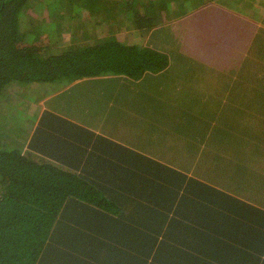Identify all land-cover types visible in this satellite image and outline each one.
Listing matches in <instances>:
<instances>
[{"label": "trees", "instance_id": "1", "mask_svg": "<svg viewBox=\"0 0 264 264\" xmlns=\"http://www.w3.org/2000/svg\"><path fill=\"white\" fill-rule=\"evenodd\" d=\"M173 1L179 16L207 9L204 0H120L117 27L53 50L67 12L97 13L104 0L38 2L62 6L42 29L24 27L36 0H0V108L13 84L165 71L171 57L152 34ZM4 134L0 127V264H264V208L52 106L18 141Z\"/></svg>", "mask_w": 264, "mask_h": 264}, {"label": "rangeland", "instance_id": "2", "mask_svg": "<svg viewBox=\"0 0 264 264\" xmlns=\"http://www.w3.org/2000/svg\"><path fill=\"white\" fill-rule=\"evenodd\" d=\"M42 1L36 0L27 10L24 27L29 22L42 29L50 22L52 9L60 12L62 2L51 8L38 5ZM119 1L104 0L107 11L102 7L97 13L83 8L73 20L67 12L68 21H62L52 49L96 40L117 27L120 17L114 11ZM204 3L207 9L179 16L178 4L173 1L169 14L163 15L166 20L155 27L152 36L157 37L156 45L171 57L165 71L147 72L137 79L111 75L125 76L118 82L104 75L98 77L101 83L95 77H85L67 86L58 81L13 84L0 108V127L5 132L2 140L21 139L23 131L36 126L41 111L52 106L264 208V35L257 27H264V0ZM184 17L190 18L187 24ZM80 26H86L87 33H75ZM46 35L47 31L41 37ZM233 63H240V68ZM222 130L232 131L238 139L232 133L223 135Z\"/></svg>", "mask_w": 264, "mask_h": 264}, {"label": "crops", "instance_id": "3", "mask_svg": "<svg viewBox=\"0 0 264 264\" xmlns=\"http://www.w3.org/2000/svg\"><path fill=\"white\" fill-rule=\"evenodd\" d=\"M212 7H214V6H212ZM214 11V10H213ZM222 15H224V14H222ZM236 15V14H235ZM237 16V15H236ZM239 18H242V19H244V20H246L247 18H244V17H239ZM219 67H221V66H219ZM218 70V69H217ZM98 77H100V76H97V77H95V78H93V79H95L96 81H100V83H101V81H103V80H99V78ZM101 78V77H100ZM105 79H109L111 82H118V81H121V80H125V76H120V77H117V76H111V77H105ZM78 81L79 80H81V79H77ZM177 97H179V96H177ZM177 97H174L173 99H175V98H177ZM89 127H91V128H93L94 130H96V131H98V132H100V130H98V129H96L95 127H93V126H89ZM104 134V133H103ZM106 135V134H105ZM106 136H108V135H106ZM110 138H112V139H115V138H113V137H110ZM115 140H117V139H115ZM119 142H122V143H125V144H127L126 142H124V141H120V140H118ZM129 145V144H128ZM131 146V145H130ZM169 164V163H168Z\"/></svg>", "mask_w": 264, "mask_h": 264}]
</instances>
